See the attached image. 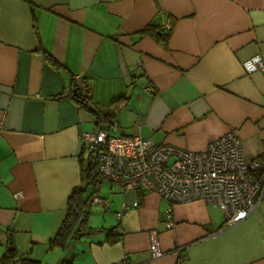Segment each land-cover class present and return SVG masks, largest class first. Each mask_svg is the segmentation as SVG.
<instances>
[{
  "label": "crops",
  "instance_id": "crops-1",
  "mask_svg": "<svg viewBox=\"0 0 264 264\" xmlns=\"http://www.w3.org/2000/svg\"><path fill=\"white\" fill-rule=\"evenodd\" d=\"M29 2L0 0V258L11 234L18 256L41 264L67 254L72 264H121L125 255L129 264H175L180 254L186 264H264V199L230 227L212 204L178 202L166 228L165 199L119 185L103 197L108 209L95 204L104 212L101 225L90 226L103 231L48 247L80 183L81 132L106 124L73 100L75 76L86 80L95 107L129 94L111 119L116 134L203 150L234 130L246 158L259 154L264 70L247 71L243 61L264 58V0ZM153 19L169 20L166 45L141 33ZM39 43L64 68L47 64ZM135 199L138 206L116 216ZM111 227L121 234L115 241L105 232ZM151 229L162 256L150 252Z\"/></svg>",
  "mask_w": 264,
  "mask_h": 264
},
{
  "label": "built area",
  "instance_id": "built-area-1",
  "mask_svg": "<svg viewBox=\"0 0 264 264\" xmlns=\"http://www.w3.org/2000/svg\"><path fill=\"white\" fill-rule=\"evenodd\" d=\"M169 27V20L163 23ZM247 71L264 70V58L252 56L243 61ZM70 90L73 95L89 96L90 87L81 76H75ZM112 121L97 132H81L82 144L96 149L97 170L125 192L153 191L169 205L165 209V227L174 225L172 205L178 202L202 200L220 208L223 226L230 227L246 218L264 199V148L248 159L242 142L234 130H227L203 150H192L158 143L149 137L116 134ZM92 204L110 207L107 198L98 194ZM122 203L117 217L131 206ZM149 249L153 257L164 254L156 229L149 231ZM180 247L175 250L179 252ZM126 262V255L121 260ZM175 264H186L182 254Z\"/></svg>",
  "mask_w": 264,
  "mask_h": 264
},
{
  "label": "trees",
  "instance_id": "trees-1",
  "mask_svg": "<svg viewBox=\"0 0 264 264\" xmlns=\"http://www.w3.org/2000/svg\"><path fill=\"white\" fill-rule=\"evenodd\" d=\"M29 2V0H27ZM30 6L32 4L29 2ZM159 14V13H158ZM162 16L161 14H159ZM164 27L156 19L148 22L141 30V33L151 35L155 40L167 44L170 28ZM35 35H37L36 23H33ZM41 58L53 68H64L40 43L35 50ZM77 105L90 111L95 116H101L104 126L110 124L114 114L124 107L129 99L128 93H123L109 102L105 108H98L91 104L90 96L79 94L78 97L72 95ZM97 118V117H96ZM103 126V127H104ZM80 162V183L73 187L67 198V205L64 215L55 233L48 240V247L66 248L72 240H78L84 235H92L103 231L102 228L92 227L88 224L89 207L92 205V197L98 194L103 176L97 170L96 149H89L83 144L79 151ZM116 227L106 229L107 237L111 236L109 241H115L121 234L116 232ZM112 233H114L112 235ZM0 264H41L40 260L32 257H19L17 249L13 243L12 235H8L5 250L0 258ZM58 264H72L70 257L62 259Z\"/></svg>",
  "mask_w": 264,
  "mask_h": 264
},
{
  "label": "rangeland",
  "instance_id": "rangeland-1",
  "mask_svg": "<svg viewBox=\"0 0 264 264\" xmlns=\"http://www.w3.org/2000/svg\"><path fill=\"white\" fill-rule=\"evenodd\" d=\"M118 184L116 183H111L110 181H108L107 179H103L101 182V185L99 187V191H98V195L101 197H106L108 195V193L110 192L111 189L117 188ZM92 204V203H91ZM90 213L88 215V224L89 225H101V220H102V214L104 211V208H102L101 205L97 206L95 204H92L90 207ZM97 226V227H99ZM76 240H73V242H75ZM72 242V241H71ZM71 242L69 243V245L71 244ZM68 245V246H69ZM68 258V254L64 255V258L62 259H67ZM70 259L72 260V256L70 257Z\"/></svg>",
  "mask_w": 264,
  "mask_h": 264
}]
</instances>
